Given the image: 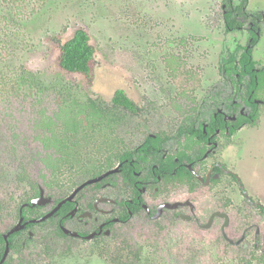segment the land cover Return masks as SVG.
I'll return each instance as SVG.
<instances>
[{
    "label": "flooded vegetation",
    "instance_id": "obj_1",
    "mask_svg": "<svg viewBox=\"0 0 264 264\" xmlns=\"http://www.w3.org/2000/svg\"><path fill=\"white\" fill-rule=\"evenodd\" d=\"M111 3L167 95L119 88L131 107L30 69L38 26L76 15L91 72L59 66L92 84L82 23ZM45 92L56 113L21 129ZM0 126V264H264V0H0Z\"/></svg>",
    "mask_w": 264,
    "mask_h": 264
},
{
    "label": "rangeland",
    "instance_id": "obj_2",
    "mask_svg": "<svg viewBox=\"0 0 264 264\" xmlns=\"http://www.w3.org/2000/svg\"><path fill=\"white\" fill-rule=\"evenodd\" d=\"M157 5H155L154 9L156 12H158L160 7H157ZM71 7L78 8V5L74 4ZM81 7L83 11H89L90 4H80ZM117 7L115 3H111L109 7L107 5L100 6L101 9L98 10V16L95 20H91L89 24L82 23V26L89 32L91 42L96 48L97 63L94 66L92 84L89 85L83 75L66 72L59 66L60 43L70 39L76 25H80L77 22L78 17L76 15L73 17L75 20L73 18L70 19L68 24L66 23L67 21L62 24L61 22L56 23L57 20L55 18L51 21L45 19L46 21L42 26H38L34 34V47L28 56L30 69L47 85L68 83L72 87L77 86V92L81 93L82 97L92 95L111 100L115 91L122 88L127 89L134 96L137 95L138 99L143 100L142 98L148 92L146 89L150 86L149 92L153 97H156L159 93L161 95L164 93V96L167 95L169 86L163 82L162 75L158 70L156 68L145 70L143 67L145 65L154 66L155 58H150L149 54L146 55L140 45L136 44L135 46L132 44V40L136 43L142 42L141 37L143 35L140 32L136 35L135 29L121 20L120 10H116ZM94 17L96 16L93 15L91 18ZM155 80L162 82V84H153ZM38 96L37 100L35 99L36 101H31V110L27 111L26 115L22 113V110L16 111L15 117H19L21 120V129L29 131L28 119L30 117L47 116V113H56L57 107L54 106L56 95L54 92H45ZM133 98L137 99L136 97ZM2 130L4 129L0 126V134L3 132ZM0 140L2 143L8 144L10 142L5 133L0 136ZM5 153L6 150L4 151ZM259 173L257 174L259 175L258 179L255 177L252 180L253 189L257 191V188H259L264 191V170L261 169ZM99 264L109 263L105 259H100Z\"/></svg>",
    "mask_w": 264,
    "mask_h": 264
},
{
    "label": "trees",
    "instance_id": "obj_3",
    "mask_svg": "<svg viewBox=\"0 0 264 264\" xmlns=\"http://www.w3.org/2000/svg\"><path fill=\"white\" fill-rule=\"evenodd\" d=\"M88 40L89 35L80 29L75 32L69 41L62 45L59 63L63 69L90 75L93 48ZM114 100L127 106L132 107L134 105V102L120 89L116 91Z\"/></svg>",
    "mask_w": 264,
    "mask_h": 264
}]
</instances>
